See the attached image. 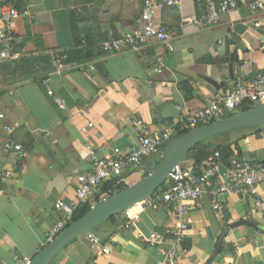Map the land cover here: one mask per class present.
<instances>
[{
  "label": "crops",
  "instance_id": "crops-1",
  "mask_svg": "<svg viewBox=\"0 0 264 264\" xmlns=\"http://www.w3.org/2000/svg\"><path fill=\"white\" fill-rule=\"evenodd\" d=\"M146 1L133 7L131 0L128 7L125 0H37L33 22L15 23L11 47H5L20 60L0 61V114L6 124L18 128L10 134L0 124V145L8 141L21 145L28 156L21 159L17 152L0 150L1 165L12 172L10 179L0 180V264L34 258L48 245L46 233L65 218L55 203L75 199L78 177L92 170V151L99 159L112 155L115 148L127 151L139 141L135 121L154 132L179 127L217 95L264 72V37L252 29L243 35L235 32L236 26L252 22L264 29V7L258 11L249 7L256 0H238L236 9L210 27L202 24L207 13L204 3L175 0L179 5L164 6L155 16L157 25L171 33L174 52L157 40L138 50L106 51L105 41L142 26ZM72 11H77L79 27L89 24L90 17L91 23L97 16L101 20L94 30L79 28L85 58L66 59L60 65L66 52L75 49ZM28 25L42 38V50L33 41H24ZM227 40L237 43L230 47L239 59L233 72L222 50ZM49 89L66 101L65 111L48 96ZM256 128L225 133L228 143L246 136L238 144V160L251 165L264 164V131L258 133ZM180 131L162 147L163 158H146L108 182L95 201L80 207L92 210L100 205V196L110 195L106 187L120 193L147 178L171 152ZM179 168L196 175L200 167L184 159ZM167 187L165 183L156 193ZM259 194L264 198V176ZM187 204L190 231L176 264H264V209L257 208L255 199L230 196L215 210L211 195L205 193L200 207ZM114 218L91 237L69 243L51 264H162L163 251L175 238L177 219L172 211L139 204ZM153 232L163 235L166 243L149 242ZM92 237L100 240V247ZM103 248L110 253L104 254Z\"/></svg>",
  "mask_w": 264,
  "mask_h": 264
},
{
  "label": "built area",
  "instance_id": "built-area-1",
  "mask_svg": "<svg viewBox=\"0 0 264 264\" xmlns=\"http://www.w3.org/2000/svg\"><path fill=\"white\" fill-rule=\"evenodd\" d=\"M197 1L205 4L207 13L202 24L206 27L215 25L222 15L236 9L239 4L238 0ZM36 2L37 0H0V61L20 60L19 54L13 53L10 48L13 42L12 29L15 23L21 19L33 22ZM176 5H179V2L175 0L146 1L141 17L142 26L126 33L119 39L105 41L102 44L103 48L108 52H120L127 49L138 50L147 41L157 40L163 43L169 52H174L171 33L157 25L155 16L158 9ZM249 7L252 11L263 9L264 0H256ZM6 44H10V47H5ZM66 59L68 56H63L59 64L61 65L62 61ZM158 60L163 67V58ZM44 85L48 86L49 82L44 81ZM48 96L61 110H66V101L57 96L53 90H48ZM262 104H264V72L258 74L254 80L241 82L227 89L223 94L217 95L210 105L187 117L180 123L179 127L169 125L164 127L161 132H154L144 122L135 121L134 125L139 138L136 145L127 151L115 148L112 155L100 159L92 151L91 156L94 160L92 170L78 177L75 199L70 203L63 201L55 203L56 211L64 215L65 218L46 233V242L48 244L53 242L67 229L79 207L84 203L95 201L108 182L120 179L125 171L140 166L146 158L152 155L163 158L162 147L173 140L179 129L192 131L241 113L245 106L255 108ZM5 119V115L0 114V124H3L6 132L13 134L18 126L6 124ZM91 127L92 125H89V128ZM0 150L17 152L21 159L28 156L21 145L10 141L0 145ZM263 176L264 164L251 165L238 159L225 163L220 153H216L206 161L196 175L185 173L178 167L166 182L168 187L141 204L153 210H170L176 215L177 223L173 231L175 238L171 247L163 251L162 264H176L179 254L184 252V244L187 241L191 225L188 218L191 208L187 203L200 207L203 195L209 193L215 210H220L221 200L230 196L253 198L257 208L264 209V198L259 194V186ZM11 177L12 172L6 170L0 163V180L5 181ZM111 196L112 194L101 195L100 202L107 201ZM90 239L96 247H100L101 243L98 238L92 237ZM148 240L157 246L166 243V238L157 232H153ZM103 253L108 255L110 249L103 248ZM32 263L33 258L29 257H23L18 262V264Z\"/></svg>",
  "mask_w": 264,
  "mask_h": 264
},
{
  "label": "water",
  "instance_id": "water-1",
  "mask_svg": "<svg viewBox=\"0 0 264 264\" xmlns=\"http://www.w3.org/2000/svg\"><path fill=\"white\" fill-rule=\"evenodd\" d=\"M257 25L258 22L240 24L235 27V32L243 35L248 29H252L264 37V29L257 27ZM231 46H237V43L227 40L222 50L226 55L225 61L229 63L233 72V65L239 59L237 53H231ZM250 127H258L264 131V104L188 132L173 144L171 152L163 160L161 166L155 168L147 178L120 193L112 195L107 201L72 223L33 258L32 264H51L57 254L75 239L91 237L94 230L101 224L147 201L168 181L183 160L204 141L231 131Z\"/></svg>",
  "mask_w": 264,
  "mask_h": 264
},
{
  "label": "trees",
  "instance_id": "trees-1",
  "mask_svg": "<svg viewBox=\"0 0 264 264\" xmlns=\"http://www.w3.org/2000/svg\"><path fill=\"white\" fill-rule=\"evenodd\" d=\"M77 11H72L69 13L70 16V23H71V29L73 33V39H74V47L75 49L67 51L66 55L68 56L69 61L74 59H83L85 58V52L83 50H80L83 41L80 38L78 34V21L77 18ZM25 42L33 41L36 44L37 50H42V38L40 36H35L32 33V28L30 25L26 27V35H25ZM18 49V46H17ZM79 55V57L75 56ZM252 109L250 106L244 107L243 111H248ZM256 132L260 133V129L256 128ZM190 131H180L178 132V139L187 134ZM227 134L219 135L216 137H213L211 139H208L207 141H204L201 143L194 151H192L185 159H192L196 162V167H201L206 161H208L211 157H213L216 153H220L222 156V159L225 163H230L233 159H238V156L240 155L238 144L239 142L244 139L246 136L240 137L234 142L228 143L227 141ZM104 191L110 192V194L114 195L115 191L113 189L109 190V187H106ZM91 208L87 205L80 207L76 215L73 219V222L77 221L78 219L82 218L84 215H86ZM116 218L112 219L110 222L114 221Z\"/></svg>",
  "mask_w": 264,
  "mask_h": 264
},
{
  "label": "rangeland",
  "instance_id": "rangeland-1",
  "mask_svg": "<svg viewBox=\"0 0 264 264\" xmlns=\"http://www.w3.org/2000/svg\"><path fill=\"white\" fill-rule=\"evenodd\" d=\"M112 1H115V0H112ZM126 1V3H127V6L128 7H131V0H125ZM135 2H134V4L132 5L133 7H135V6H138L140 3V0H134ZM137 2V5L135 4ZM92 19H94V18H92V17H90V19L88 20V21H90V23L89 24H87V25H81V27H79V26H77V29H78V31H79V28L81 29L80 30V32L82 31H86V29H89L90 27H91V29H96L97 27H99V26H97V24H99V22H100V20H101V17H99V16H97L96 17V20H93V22L91 23V21H92ZM97 26V27H96ZM168 153L170 152V149L167 151Z\"/></svg>",
  "mask_w": 264,
  "mask_h": 264
}]
</instances>
